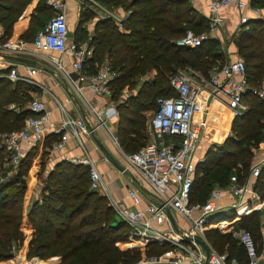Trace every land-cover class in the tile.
Returning a JSON list of instances; mask_svg holds the SVG:
<instances>
[{
    "label": "trees",
    "instance_id": "1",
    "mask_svg": "<svg viewBox=\"0 0 264 264\" xmlns=\"http://www.w3.org/2000/svg\"><path fill=\"white\" fill-rule=\"evenodd\" d=\"M29 1L0 0V22L5 36L10 31L11 23ZM102 1L120 3L129 9L123 21L125 30L121 31L108 20L101 23L96 37L87 40L89 46L93 41L95 45L94 52L87 59L91 63L100 62L106 51L108 62L118 72L111 82V96L121 94L125 87L138 84L135 96L125 98L118 106L120 144L125 151L130 152L147 140L142 112L155 109L157 96L174 93L168 81L169 76L186 65L206 75L213 65L224 62V53L219 39L214 36H209L193 48L175 43L176 38L187 28L201 31L203 22V27L207 28L205 18L188 0ZM251 5L264 7V0H251ZM46 7L49 8L47 4ZM45 9V6L41 8L42 11ZM50 14L44 18L48 19ZM79 37L74 41L81 42L82 38ZM232 41L238 54L244 58L249 84L262 86L263 21L250 18L232 34ZM152 69L155 73L151 80L137 82L139 77ZM37 90L36 86L26 80H10L0 75V133L22 127L25 118L32 114L27 107L31 92ZM242 100L247 104V109L235 117L231 125L232 134L223 142L213 144L204 159L196 164L191 201L203 202L213 187L226 185L232 173L239 180L248 175L254 154L250 146L257 147L263 137L264 97H258L248 90ZM4 152L0 142V171L3 177L0 176V262L12 258L16 249L21 247L26 257L47 258L58 255L60 260L55 264L138 262L141 256L139 248H121L117 244L127 240L128 225L115 217V211L105 195L89 188V169L86 164L58 160L47 173L41 198L34 199L26 210L27 177L36 161V150L34 147L27 150L16 171L10 176H6L3 169ZM44 155L45 152L40 154L39 164L43 163ZM262 169L258 178L254 176V188L264 196V167ZM231 211H216L208 219H229L233 216ZM258 214L254 210L242 216L237 223L239 228L251 233L259 251L261 232ZM217 231H206L215 249L225 252L227 256H236L240 264H248L246 250L238 237L231 231ZM169 246L172 247L166 241L150 242L146 250L148 253H161Z\"/></svg>",
    "mask_w": 264,
    "mask_h": 264
},
{
    "label": "built area",
    "instance_id": "2",
    "mask_svg": "<svg viewBox=\"0 0 264 264\" xmlns=\"http://www.w3.org/2000/svg\"><path fill=\"white\" fill-rule=\"evenodd\" d=\"M44 2L51 9V14L37 30L30 45L22 38L3 40L0 30V60H5L6 54L29 56L34 53L32 48L56 52L58 56L49 59L65 74L78 96L85 98L83 88L87 87L99 96L110 97L111 82L118 72L108 61H103L95 72L87 73L85 65L91 55V48L87 40L75 42L69 39L66 0ZM206 5L209 11L207 28L201 31L187 28L176 38V44L193 48L209 36L216 37L218 26L223 23L221 10L225 6L231 5L239 11L240 22L248 20L246 14L242 13L245 0H206ZM260 9L254 8L257 18L264 23V14H260ZM65 53L71 56L70 66L75 77L65 71L62 59ZM7 68L6 71H0V75L10 80L24 79L37 84L31 77L36 71L32 65L25 64V74H21L14 63ZM169 79L174 93L156 97V107L147 122L146 142L136 150L122 151L132 179L146 191V197L138 185H129L127 196L132 205H126L110 193L95 160L88 153L83 152L82 156L74 158V162L88 166L89 188L101 191L118 219L128 225L127 241L134 242L141 248H145L150 242L165 241L173 246L170 252L153 253L148 258L144 257L140 264H240L236 256H227L225 252L216 250L206 240L205 233L209 226L220 223L210 222L208 218L219 210V199L225 193L232 195L229 205L238 213L243 211V205L248 202L251 205L250 211L264 205V196L261 197L253 186L254 176L264 163V130L259 142L260 159L252 164L248 176L239 180L232 173L226 185L213 187L203 202H194L191 201V190L197 163L195 154L205 123L204 118L196 119L194 115L207 109L212 97L224 100L234 115L241 114L247 108L242 100L243 95L250 90L258 97H264V85L256 87L249 84L245 61L241 57L213 65L206 75L186 65L178 68ZM27 107L32 114L25 118L22 127L0 133V142L12 164H18L25 155V143L37 141L46 133L52 132L57 136L52 141V150L64 148L71 136L82 144L83 135L90 134L96 126L105 125L107 119L117 113L116 103L111 100L104 106L87 103V115L72 116L66 112L58 120L51 118L41 97L33 96ZM106 128L110 133V129ZM111 136L116 143L114 134L111 133ZM143 201L144 205L140 206ZM169 211L173 216L178 215L182 224L173 217L175 227L168 216ZM261 224L260 247L264 251V216ZM234 235L246 250L248 264H258L260 253L251 233L244 229L235 231ZM15 258H18L16 253L10 260ZM26 261L23 264H37L32 257Z\"/></svg>",
    "mask_w": 264,
    "mask_h": 264
},
{
    "label": "crops",
    "instance_id": "3",
    "mask_svg": "<svg viewBox=\"0 0 264 264\" xmlns=\"http://www.w3.org/2000/svg\"><path fill=\"white\" fill-rule=\"evenodd\" d=\"M245 1H246V5L242 13L246 14L248 20L250 18H257L258 14L254 10L255 7L251 5V0H245ZM66 2H67V22H68L69 12L70 14L73 15V20H74L73 33L72 36L69 35L70 40H75V38L77 39L79 36H81L79 37L80 39L82 38L81 42L86 41L88 39L90 40L93 37L95 38L96 33L99 30L100 24L107 20L116 24L121 31L125 30L123 27V21L129 12V9H127L120 3L119 4L112 2L107 3L102 0H66ZM188 2L207 21L209 11L206 5V0H188ZM43 6H45L46 8L45 11L41 10ZM260 8H261L260 14H264V7H260ZM50 10L51 9L46 7V3L44 2V0H30L23 7L20 14L11 23L10 31L6 36L4 35L3 24L2 22H0V30L2 32L1 38L3 40L8 38L10 39L22 38L23 40L27 41L28 44L30 45V41L33 39L37 30L40 29V27L46 22L44 16L49 15ZM221 15L223 17V23L218 26V29L216 31V35H217L216 37L219 39L221 49L224 53V61H225L227 59H235L240 56L237 52L236 45L232 41V34L236 32L245 22H240L239 11H237L231 5L222 8ZM81 33H83L84 36L81 35ZM93 44L90 45L91 54L94 52L95 45ZM32 50H34V53H31V55L25 57L35 60V63L13 61L11 59L6 58L5 60H0V71L3 69L4 71L8 70L7 67L11 63L16 64L17 69L21 74L26 73L25 64H30L33 67H35L36 71L31 77L37 82V84L28 80L26 81H28L30 84L38 88L37 91H32L31 95L32 97L33 96L41 97L45 101L52 119L58 120L62 116V114L66 112L71 114L72 116L87 115L88 112L87 103L95 104L97 106H104L109 102V100H111L116 103V109L118 110V104L120 102L122 103L123 100L122 98L120 102H116L112 98H107L95 94V92L88 89L87 87L83 88V93L85 98L78 96L77 93L73 90L72 86L70 85L68 79L65 77V74L62 71L58 70L54 62L49 59L51 57L58 56V54L53 51L43 52L33 48ZM106 55L107 53L106 51H104L100 62L98 61L91 63L87 59L85 65V71L87 73H93L91 72L92 70H97L101 62L108 61ZM62 59H63L64 68L66 69L65 71L68 72L72 77H75V73L70 66L71 56L68 53H65L62 56ZM154 73L155 70L152 69L148 73L142 75L141 78L142 80H151ZM123 92L124 90H122L121 93ZM243 102L245 103V101ZM207 108L208 110L205 109L201 112H198L194 115V117L196 119L198 118L205 119V123L202 129L205 138L208 137L210 140L212 138L214 141H220L219 143H221L226 139V137H228L227 136L228 133L226 130L227 128H225V125L226 123L229 124L231 122L230 120L233 118V116H231L229 120V114L227 113V111L231 109L227 106L226 102H224V100H222L219 97H212L211 99H209V105ZM149 110L150 109L144 110L142 113L144 115H147L146 113ZM241 114H238V116ZM224 116L227 117L226 120L220 122V119H222ZM119 120H120V112L119 115L115 113L110 118H108L107 121L105 122L106 123L105 125L94 127L93 134L97 138H99L105 144V146L110 150V152L120 161L122 158L124 159L123 153L119 149H118L119 153L115 151L114 149L115 142L113 141L111 136V133L114 134V136L116 137V143L119 146H121L120 144L121 141L119 137L120 136L119 126H118ZM106 127L110 129V133L107 131ZM145 130L148 137L147 123ZM93 134L91 132L90 134L83 135L81 137L82 144H80L75 137L71 136L66 141L64 148L60 150L51 149L52 141L57 137L56 134L52 132L46 133V135H44L37 141L31 143H25L26 152L32 147H34V149L36 150V156H35L36 161L32 164V172L29 173L27 177V192L24 203V208L26 210L28 209L30 203L34 199L41 198L42 188L46 181L47 173L54 166V164L61 159L74 162V158L82 156L83 152L88 153L95 160L97 168L100 171L102 178L104 179L113 197L122 201L126 205H132L130 198L127 196V188L129 185L130 186L138 185L139 188H141L140 184L136 182L134 179H132L131 172L125 174L124 173L125 168L123 170L117 168L108 159H106L104 155H102L103 153L101 149L98 147L97 143L95 142ZM118 138L119 141H117ZM202 140H203V136L201 141ZM201 141L195 154V159L197 163L204 159L207 150L212 146V144L206 143L205 142L206 140H203V142ZM121 148L123 151H125L122 146ZM42 152H45L44 160L42 164H39L40 163L39 158ZM38 170H39V175H37ZM254 184L255 181L253 183V186ZM141 191L142 194L146 197L147 196L146 191L143 188H141ZM255 191L257 192L256 189ZM98 192L102 194L101 191ZM232 199L233 197L231 194L228 193L223 194L219 199V204H220L219 210L230 209L234 211L235 209L230 208L229 205ZM249 203L250 202L243 205L244 209L240 213H238L235 210V213L233 214L232 217L229 218V221L235 223L242 216L247 215L254 210H260L261 213H259L258 215H259L260 229H261L262 226L261 220L264 216V205H259L257 208L250 211L249 206L251 205H249ZM142 205H144V201L141 203L140 206ZM115 217L118 219L116 212H115ZM172 217H174V219L177 222H180L182 224L181 218L178 215L175 214L174 216L172 215ZM226 220L228 219L224 220L225 223ZM210 222H214V221H210ZM217 222H220V220ZM26 243L27 240L25 239L24 244L26 245ZM117 244L121 248H130V247L138 248V245L136 243L127 240L119 241L117 242ZM141 249L143 250V248ZM171 250H173V246L172 247L169 246L167 249L163 250L162 252H170ZM21 253L24 254L22 251ZM259 253H260V258L258 260V264H264V251L262 250V248L259 249ZM32 258L33 260L36 261L37 264H55L60 260V257L58 255L49 256L47 258H39V257H32ZM4 262L10 264L11 261L10 259H8Z\"/></svg>",
    "mask_w": 264,
    "mask_h": 264
},
{
    "label": "rangeland",
    "instance_id": "4",
    "mask_svg": "<svg viewBox=\"0 0 264 264\" xmlns=\"http://www.w3.org/2000/svg\"><path fill=\"white\" fill-rule=\"evenodd\" d=\"M45 20H47V18H44ZM205 25V22H203L202 23V26H201V29L202 30H204L205 29V27H203ZM73 28H74V20H73V15L72 14H70V12H69V15H68V30H69V35L70 36H72V33H73ZM239 57H241V58H243L242 56H239ZM244 59V58H243ZM195 69V68H194ZM199 71V70H198ZM201 71V70H200ZM201 73H202V71H201ZM174 74V73H173ZM154 76V75H153ZM170 77V76H169ZM140 81H142V78L141 77H139L138 78V80H137V82L139 83ZM169 81V83H170V79L168 80ZM136 87H138V84L137 85H135V86H133V87H126V88H124L123 90H124V94L123 93H121V94H115L114 96H110V97H107V98H112L114 101H116V102H120V100H121V98L123 99V101H124V99L125 98H127V96H128V98L129 97H132V96H135V94H136ZM122 101V102H123ZM121 104V102L118 104V106ZM206 110H208V108L206 109ZM119 108H118V110H117V114L119 115ZM126 112V111H125ZM124 113V112H123ZM152 113H153V109L152 110H149L146 114L147 115H144V118H143V127L146 129V123H147V120L151 117V115H152ZM227 113L229 114V120H230V117L231 116H233V118L230 120L231 122L229 123V124H227L226 123V125H225V128H227L226 130H227V133L228 134H232V130H231V125H232V123H233V121H234V119H235V117L236 116H238V115H235L234 116V114H233V112L231 111V110H228L227 111ZM144 129V130H145ZM227 134V136H229ZM211 137V136H210ZM203 140H206L205 142L206 143H208V144H217V143H219L220 141H214L212 138H211V140L207 137V138H205V136L203 135ZM203 140L201 141V142H203ZM117 141H119V138L117 139ZM210 142V143H209ZM116 147V148H115ZM115 147H114V149H115V151H117L118 152V149L119 150H121V151H123L122 150V148H121V146H119L117 143H115ZM250 148L252 149V152L254 153L253 154V157H252V160H251V162H250V165H249V167H248V171H249V168L252 166V164H254L255 162H257L259 159H260V152H259V149H260V144H259V142H258V146L257 147H253V146H250ZM119 153V152H118ZM103 155V154H102ZM104 157V156H103ZM3 159H4V163H3V169H4V171H6V176H10V175H12V174H14V172L16 171V168H17V165L18 164H12L10 161H9V159H8V154L7 153H5L4 152V155H3ZM20 162V161H19ZM18 162V163H19ZM120 162L125 166V170H124V173L125 174H128L129 172H130V167L126 164V161H124V159L122 158L121 160H120ZM264 167V163L263 164H261V167H260V171H259V173L256 175V177L258 178V176L260 175V173H261V171L263 170L262 168ZM3 171V172H4ZM32 172V171H31ZM2 173V170L0 171V176L2 175L1 174ZM1 178H3L2 176H1ZM5 179H6V177H4ZM30 185V184H29ZM227 211L228 212H230V209H227ZM258 211V213H261V211L260 210H257ZM232 212V214H234L235 213V210L234 211H231ZM235 215H237V214H235ZM234 215V216H235ZM238 218V217H237ZM240 219V218H239ZM224 223V224H223ZM210 229H217L218 231L217 232H228V231H231V232H233V234H234V232H235V230L236 231H240V230H242L241 228H239V226H238V223L237 222H235V223H233V222H231V221H229V219L228 220H226V223H225V221L224 220H220V223H218V224H214V225H211V226H209L208 228H207V230L206 231H208V230H210ZM205 238H206V240L212 245V243L210 242V240H209V238H208V235L205 233ZM214 248H216V246H214V245H212ZM139 248V250H140V252H141V256H140V258H139V260H138V262L136 263V264H140V263H142V259L145 257V258H148L151 254H153V253H148L147 251L148 250H146V247L145 248H143V250L140 248V247H138ZM22 249V247L20 248V249H16V251H15V253H16V257L18 256V258H15V259H13V260H10L11 262H10V264L12 263V264H23L26 260V262H28L29 260H30V258L31 257H37V256H31V257H26V255H25V253L24 254H22L21 253V250ZM25 255V256H24ZM143 255V256H142ZM0 264H9V263H5V262H3V261H1L0 262ZM146 264V263H145ZM241 264H244V263H241Z\"/></svg>",
    "mask_w": 264,
    "mask_h": 264
},
{
    "label": "water",
    "instance_id": "5",
    "mask_svg": "<svg viewBox=\"0 0 264 264\" xmlns=\"http://www.w3.org/2000/svg\"><path fill=\"white\" fill-rule=\"evenodd\" d=\"M4 57L11 59L13 61L35 63V60H33L31 58H28L25 56H19V55H15V54H6V55H4ZM92 134H93V130H92ZM93 137H94V140L97 143L98 147L101 149L105 158L108 159L114 166L123 170L125 168V166L123 164H121V162L110 152V150L105 146V144L99 138H97L94 134H93ZM168 216L173 221V217H172V214L170 211L168 212ZM173 225L176 227L174 221H173Z\"/></svg>",
    "mask_w": 264,
    "mask_h": 264
},
{
    "label": "bare ground",
    "instance_id": "6",
    "mask_svg": "<svg viewBox=\"0 0 264 264\" xmlns=\"http://www.w3.org/2000/svg\"><path fill=\"white\" fill-rule=\"evenodd\" d=\"M224 102H225V101H224ZM226 118H227V117H225V116H224L222 119H220V122H223V121H225V120H226Z\"/></svg>",
    "mask_w": 264,
    "mask_h": 264
}]
</instances>
